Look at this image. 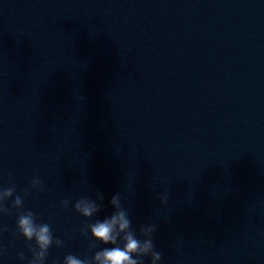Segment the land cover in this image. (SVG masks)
<instances>
[{
	"label": "water",
	"instance_id": "95a60500",
	"mask_svg": "<svg viewBox=\"0 0 264 264\" xmlns=\"http://www.w3.org/2000/svg\"><path fill=\"white\" fill-rule=\"evenodd\" d=\"M0 23L84 257L119 192L158 264H264V0H0Z\"/></svg>",
	"mask_w": 264,
	"mask_h": 264
},
{
	"label": "clouds",
	"instance_id": "9594fccd",
	"mask_svg": "<svg viewBox=\"0 0 264 264\" xmlns=\"http://www.w3.org/2000/svg\"><path fill=\"white\" fill-rule=\"evenodd\" d=\"M9 179H14L11 173ZM30 183L32 188L38 191L44 190V181L38 175L31 177ZM29 192L30 190L25 188L23 196L16 194L15 184L0 187V213L10 215L12 209H24V198ZM10 198H14L11 209L6 203ZM104 198L103 192L97 190L95 199L81 196L72 206L82 216L91 218L102 211ZM159 199L165 205L169 202L167 195H160ZM61 203L64 208H68L71 200L66 198ZM110 204L115 209L110 216H106L103 220L97 219L93 223H85L80 232L87 236L90 229L92 237L96 241H100L104 245H112V247L96 250L91 257L79 258L75 254H67L63 264H145V257H150L151 264H158L163 259V253L156 249L154 243V234L158 231V226L151 223L142 224L139 231L144 238L140 239L132 228L130 214L125 208L119 192L112 196ZM37 219V215L31 209L19 211L16 230L12 233L14 237L22 236L29 242L26 245L31 253L28 264H46L49 249L53 244L59 247L64 243L63 240L54 238L50 223H38ZM7 231L9 229L6 226L0 227V233ZM97 247L98 245L93 243L89 251H93ZM5 252L6 247H0V256ZM18 259L20 261L27 259L23 251L18 253ZM54 264H60V261L57 260Z\"/></svg>",
	"mask_w": 264,
	"mask_h": 264
}]
</instances>
